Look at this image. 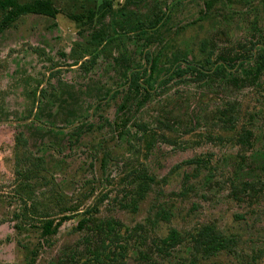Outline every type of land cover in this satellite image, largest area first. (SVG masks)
Masks as SVG:
<instances>
[{
  "label": "rangeland",
  "instance_id": "374dc122",
  "mask_svg": "<svg viewBox=\"0 0 264 264\" xmlns=\"http://www.w3.org/2000/svg\"><path fill=\"white\" fill-rule=\"evenodd\" d=\"M16 1L0 264H264V0Z\"/></svg>",
  "mask_w": 264,
  "mask_h": 264
},
{
  "label": "trees",
  "instance_id": "16d2710c",
  "mask_svg": "<svg viewBox=\"0 0 264 264\" xmlns=\"http://www.w3.org/2000/svg\"><path fill=\"white\" fill-rule=\"evenodd\" d=\"M0 8L4 11L3 19L0 22V32L3 31L7 26L11 25L21 14L37 11L34 5H20L16 0H0ZM227 61L234 62L231 60ZM51 225V223H47L46 229L49 230ZM223 242L224 240L219 241V247L222 246Z\"/></svg>",
  "mask_w": 264,
  "mask_h": 264
}]
</instances>
